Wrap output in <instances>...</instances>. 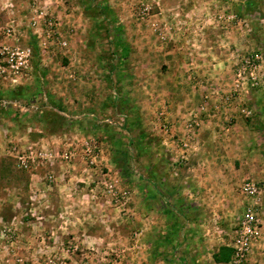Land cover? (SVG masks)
<instances>
[{
	"label": "rangeland",
	"instance_id": "obj_1",
	"mask_svg": "<svg viewBox=\"0 0 264 264\" xmlns=\"http://www.w3.org/2000/svg\"><path fill=\"white\" fill-rule=\"evenodd\" d=\"M0 33L33 53L0 79V264H229L264 181V59L236 76L264 0H0Z\"/></svg>",
	"mask_w": 264,
	"mask_h": 264
},
{
	"label": "built area",
	"instance_id": "obj_2",
	"mask_svg": "<svg viewBox=\"0 0 264 264\" xmlns=\"http://www.w3.org/2000/svg\"><path fill=\"white\" fill-rule=\"evenodd\" d=\"M49 26H53L52 21L49 22ZM12 33L13 30L11 28H5V32H3L6 38L12 36ZM3 34L0 33V36ZM32 59L31 48L10 46L6 41H0V79L7 81L13 86L23 85L24 81H27L32 73ZM263 59V54L260 50L250 57H245V65L238 71L236 76L243 80L250 69V75L256 81L254 70L260 67ZM253 85L258 86L259 83L256 81ZM32 154L33 152H30V154L17 156L18 166L22 169H29L30 161L35 158ZM65 158L68 159L69 156L67 155ZM50 179H52V176H50ZM241 192L251 201H249L245 214L241 219V227L237 231L234 242L228 245L233 250L229 264H248L253 245L264 236V222L261 219L262 212L259 210L260 202L257 201L264 195V181L259 183L254 180H246L241 186Z\"/></svg>",
	"mask_w": 264,
	"mask_h": 264
},
{
	"label": "crops",
	"instance_id": "obj_3",
	"mask_svg": "<svg viewBox=\"0 0 264 264\" xmlns=\"http://www.w3.org/2000/svg\"><path fill=\"white\" fill-rule=\"evenodd\" d=\"M213 56H214V57H213ZM224 56H225V55H224ZM212 57H213L212 59L216 62L217 65H218V64H219V65L222 64V61H221V60H222V57H221V56L219 57V55H217V54L214 55V54H213ZM226 59H227V58H226ZM213 76H214V78H217V79H219V80H220V79H224V78H225V72H224V74L221 73V72H216L215 74L213 73ZM237 118H238V117H236V120H237Z\"/></svg>",
	"mask_w": 264,
	"mask_h": 264
},
{
	"label": "trees",
	"instance_id": "obj_4",
	"mask_svg": "<svg viewBox=\"0 0 264 264\" xmlns=\"http://www.w3.org/2000/svg\"><path fill=\"white\" fill-rule=\"evenodd\" d=\"M223 251H227L228 253H229V255H230V258H228V260L227 261H229L230 259H231V257H232V255H233V250H232V248H223Z\"/></svg>",
	"mask_w": 264,
	"mask_h": 264
}]
</instances>
